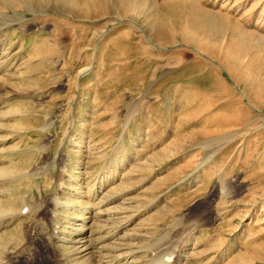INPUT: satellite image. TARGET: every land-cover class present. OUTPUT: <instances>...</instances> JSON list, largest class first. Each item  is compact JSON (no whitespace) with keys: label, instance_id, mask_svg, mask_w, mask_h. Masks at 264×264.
Listing matches in <instances>:
<instances>
[{"label":"rangeland","instance_id":"374dc122","mask_svg":"<svg viewBox=\"0 0 264 264\" xmlns=\"http://www.w3.org/2000/svg\"><path fill=\"white\" fill-rule=\"evenodd\" d=\"M64 1L0 0L9 263L264 264V0Z\"/></svg>","mask_w":264,"mask_h":264},{"label":"bare ground","instance_id":"6f19581e","mask_svg":"<svg viewBox=\"0 0 264 264\" xmlns=\"http://www.w3.org/2000/svg\"><path fill=\"white\" fill-rule=\"evenodd\" d=\"M121 2L124 3L125 0H121ZM64 4L69 5L71 8H75L76 4H77V0H65ZM76 12H78V11H76ZM182 17H183V19H181V20L183 21V25L192 27L190 35L187 36L188 38H186V39H188L189 42L199 44V48L202 51H204V52H206V53H208L214 57H221L225 60H231V61L234 59V56L231 57V55H229L228 53L226 54V56H224V55L221 56V54H219V52L217 50V46L211 45L213 43V41H215L214 40L215 38L208 36L210 34H207L203 24H201L200 22L194 24L195 21L192 22V20L189 17H187V15L182 16ZM220 22H221V24H224V26H225V29L222 31L226 32L227 31L226 22H224L223 20H221ZM210 26H212V24H210ZM173 37H171V38H173ZM188 44H190V43H188ZM2 174H3V171L0 170V177ZM2 184L3 183H0V186ZM27 206L30 207L28 204H25L22 206V208H18V210L14 209L13 206L12 207L11 206H0V234L2 231H4L6 229L5 224L7 221L13 220L14 222H16L17 219H20L22 216H26L27 209L25 210V208H27ZM61 207H62V204H59V203L52 204L53 210L50 212V216L48 217L50 219V223L52 225V238L51 239L53 241H63L65 239L61 232L65 233L66 231H59V229H58V226L61 224L60 223L61 220H59V218H58L59 217L58 211H59V208H61ZM14 210H16V211H14ZM87 210H88V212H86V213L90 214L91 212L89 210H91V209L88 208ZM114 234H115L114 232H107L106 236L109 238L110 237L112 238V236ZM74 235H76V237H74V239H77V238H80L81 236H83V233L81 231L80 233L77 232ZM71 236H72V234H71ZM30 239L31 238L29 237L28 231L26 229H22V234H20V235H18V233H16V234H13L12 236H10L9 241L6 243H2L1 239H0V264H11V263H9V262H11V260H7V259H9L8 256L13 253V252H11L13 249H18L19 247H21L20 253L21 252L26 253L27 252L26 246H27V243L30 241ZM64 241H66V240H64ZM89 248H88V250H89ZM81 252H83V251H81ZM21 264H23V263H21ZM26 264H31V263L28 262ZM61 264H63L62 261H61Z\"/></svg>","mask_w":264,"mask_h":264}]
</instances>
